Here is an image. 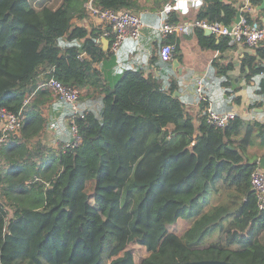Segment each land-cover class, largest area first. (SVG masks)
<instances>
[{
	"label": "trees",
	"instance_id": "trees-1",
	"mask_svg": "<svg viewBox=\"0 0 264 264\" xmlns=\"http://www.w3.org/2000/svg\"><path fill=\"white\" fill-rule=\"evenodd\" d=\"M171 1L62 0L38 9L30 0H0V110L25 114L19 133L0 148V264H264V211L251 184L259 165L248 154L256 140L264 148V124L236 115L219 128L207 122L202 102L197 127L174 95L176 79L160 84L144 69L104 72L96 66L114 55L102 48L104 30L73 24L88 17L89 3L153 22ZM240 2L201 0L196 19L230 26L241 11L255 24ZM164 21L180 19L171 11ZM196 32L207 49L230 42L217 45L215 36ZM171 36L163 42L174 45ZM173 58L183 61L179 44ZM52 78L101 104L99 111L82 108L74 147H67L74 141L68 105L58 121L61 128L67 121L70 138L56 148L43 142L46 106L56 107L44 87ZM215 196L223 201L206 209ZM180 219L189 224L182 236L169 230ZM134 245L147 251L138 263Z\"/></svg>",
	"mask_w": 264,
	"mask_h": 264
},
{
	"label": "crops",
	"instance_id": "crops-1",
	"mask_svg": "<svg viewBox=\"0 0 264 264\" xmlns=\"http://www.w3.org/2000/svg\"><path fill=\"white\" fill-rule=\"evenodd\" d=\"M30 1L38 9L44 7L55 9L62 2V0ZM240 5L246 8L250 6V13L256 21L255 24L264 25V10L258 11L256 7L251 6L249 0H241ZM171 11L178 14L180 21H190L197 18L200 7L196 2L185 0L179 2L174 10H164L153 14V22L143 20L147 26L143 29L140 42L127 39L111 60L96 67H103L104 72H108L110 75H117L120 71L124 72L129 69H144L147 76L157 78L160 84L165 81L171 82L173 78L176 79L179 82V91H177L180 93L179 98L185 104L187 112L193 116L197 127L203 114L202 102L195 91L196 82L199 79H203V93L212 103L216 112H233L243 120L264 124V93H258L261 82L264 80V56L260 51L264 45L260 44L256 48H251L229 42L228 45L220 49H207L201 45L197 30L190 35H173L171 37H174L175 44H179L183 54V61L179 62L181 71L175 70L173 60L176 58L165 62L159 57V49L164 44V40L157 31V27L165 22L166 13ZM73 24L86 27L89 32L97 27L104 30V25L90 14L83 20L75 19ZM204 33L205 36H209L206 32ZM100 41L103 50L108 52L110 38L103 35ZM219 43L220 38H217L216 44L219 45ZM248 56L254 58V64H250ZM260 67L263 71L254 73ZM226 68L228 71L225 72ZM250 76L252 78H248ZM95 96L98 94L96 93ZM238 98H240V105L236 103ZM59 101L55 98L53 102L56 103V107L51 103L45 109V116L51 120L44 130L43 142L53 148L58 147L63 139L70 138L67 121H65V127L62 128L58 121L68 106L67 104L60 105ZM100 105L97 97L94 96L81 100L84 110L99 111ZM1 125L0 122V128ZM263 151L264 148L260 147L256 140L255 144L248 149V154L253 158L257 156L258 162V159L262 157L259 154Z\"/></svg>",
	"mask_w": 264,
	"mask_h": 264
},
{
	"label": "built area",
	"instance_id": "built-area-1",
	"mask_svg": "<svg viewBox=\"0 0 264 264\" xmlns=\"http://www.w3.org/2000/svg\"><path fill=\"white\" fill-rule=\"evenodd\" d=\"M185 0H172L166 7L167 10H174L177 8L179 2ZM191 2H199L201 0H187ZM246 9L250 10V6ZM88 11L90 16L96 18L100 24L104 25V37L110 38L109 51L116 55L122 44L127 39H133L140 42L143 29L147 26L143 19L132 12H119L110 9L96 8L92 3L88 4ZM231 27V29H229ZM204 30L210 32L211 35L221 38H229L231 43L245 45L251 48H256L260 44L264 45V25L250 24L244 16H241L239 23H232L226 26L222 23H209L204 20L193 19L190 21H180L177 23L164 22L157 31L163 40L171 35H190L196 30ZM175 46L169 43H164L159 49V57L162 61L170 62L173 60V51ZM44 87L50 90L54 98L62 100L65 104L70 106L71 116L69 122L74 137L72 144L67 147H74L79 142L78 127L76 118H84V110L81 107L80 91L75 87L64 85L59 80L52 78ZM204 81L199 79L196 82L195 91L199 96L200 102H206L208 105L204 109L206 120L209 124L219 128H225L230 121H232L236 114L233 112L218 113L213 108L212 103L203 93ZM30 97L25 100L27 103ZM25 120V114L21 111L18 114L8 111L7 109L0 110V148L9 140L12 135L19 133ZM251 184L256 192L257 204L260 210L264 211V170L257 169L252 173Z\"/></svg>",
	"mask_w": 264,
	"mask_h": 264
},
{
	"label": "rangeland",
	"instance_id": "rangeland-1",
	"mask_svg": "<svg viewBox=\"0 0 264 264\" xmlns=\"http://www.w3.org/2000/svg\"><path fill=\"white\" fill-rule=\"evenodd\" d=\"M80 96H81V92H80ZM81 100V99H80ZM260 153V152H259ZM258 153V154H259ZM93 186H94V182L92 181H89L88 182V187H87V191L89 193H92L93 191ZM223 200L221 198H218V197H213L212 200L210 201V203L206 206V209H209L211 208L213 205H216V204H219L221 203ZM189 226L188 224V221L185 220V219H180L175 225L171 226L169 228V230L171 232H174L176 233L177 235L179 236H182L185 232V230L187 229V227ZM218 236V234L214 235V237H212L210 239L211 240H214L216 239ZM133 251H134V254H135V258H136V261L137 263L147 255V251L144 247H140V246H137V245H134L133 246Z\"/></svg>",
	"mask_w": 264,
	"mask_h": 264
},
{
	"label": "water",
	"instance_id": "water-1",
	"mask_svg": "<svg viewBox=\"0 0 264 264\" xmlns=\"http://www.w3.org/2000/svg\"><path fill=\"white\" fill-rule=\"evenodd\" d=\"M256 9L258 11H263L264 10V0H262L261 4L259 6L256 7ZM135 14L139 17H141V13L139 12H135ZM241 11H239L234 19V23H239L240 19H241ZM231 29V27L229 28ZM207 35L211 36V33L210 32H206ZM106 48V47H104ZM107 49V48H106ZM173 68L176 70L178 69L179 71H181V68H180V63L177 59H174L173 60ZM176 97H179L180 96V93L179 92H175L174 94ZM258 165H259V168L264 170V156H262L261 158L258 159ZM253 191L255 192V190L253 189ZM174 264H237V263H234V262H227V261H222V260H201V261H192V262H177V263H174Z\"/></svg>",
	"mask_w": 264,
	"mask_h": 264
}]
</instances>
